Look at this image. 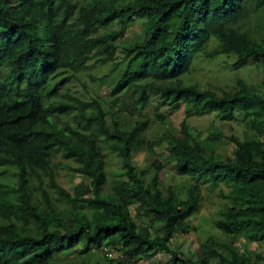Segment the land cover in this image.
I'll return each instance as SVG.
<instances>
[{
    "label": "trees",
    "instance_id": "16d2710c",
    "mask_svg": "<svg viewBox=\"0 0 264 264\" xmlns=\"http://www.w3.org/2000/svg\"><path fill=\"white\" fill-rule=\"evenodd\" d=\"M134 20L142 21V36L118 45ZM203 54L232 55L234 68L259 64L260 89L241 79L221 94L185 84L182 76ZM107 63V75L91 76L112 83L106 102L70 91L72 81L88 91L78 74ZM150 93L185 106L178 134L148 139L149 119L126 116L127 107L144 109ZM210 114L244 124L242 138H229L232 156L217 151L220 133L202 140L191 132L187 118ZM155 118L164 123L160 113ZM159 148L189 180L183 197L161 187L165 165L151 159ZM139 152L146 168L135 165ZM109 155L120 165L110 182ZM57 159L87 180L73 194L56 182ZM2 169L14 173L13 180L0 174V264H92L100 252L101 264L158 253L169 255L163 264H263L262 253L241 252L236 243L264 246V0H0ZM202 189L227 200L213 219L224 239L209 236L188 256L170 241L196 231L188 220ZM137 218L158 227L152 233Z\"/></svg>",
    "mask_w": 264,
    "mask_h": 264
},
{
    "label": "rangeland",
    "instance_id": "374dc122",
    "mask_svg": "<svg viewBox=\"0 0 264 264\" xmlns=\"http://www.w3.org/2000/svg\"><path fill=\"white\" fill-rule=\"evenodd\" d=\"M142 36V21L134 20L130 23L129 28L125 32L124 36L117 41L118 45L126 44L134 40L139 39ZM216 47L215 42L210 41L207 51H211ZM115 62L118 63V69L121 70L125 64L123 55L117 53L115 55ZM235 57L232 55H218L213 58H208L204 54L197 56L192 65L190 72L182 76L185 84H196L202 90H210L217 94H221L225 91H231L236 86L238 79L243 80L247 85L254 86L258 89L261 87V81L263 76V70L259 64L248 62L244 66L234 68ZM112 63L96 64L92 68L78 74L81 81L86 85L88 91H83L82 85L75 81L69 85L70 91L76 95H80L83 99L90 101L92 98L106 102L109 97L110 86L112 83L107 82L105 85L100 84L99 81L91 82V76L95 78H101L107 75L112 67ZM67 74L56 76L58 81L61 77H66ZM129 106L133 105L130 97L125 98ZM121 104L124 103V97H121ZM132 103V104H131ZM185 106L183 104H175L174 107L168 104L167 101H163L159 96L150 93L148 104L142 110H135L133 107H127L125 112L126 116L135 114L133 118H146L149 119L150 124L145 132L148 139H153L162 135L165 131H171L178 134L180 124L185 118ZM160 113L165 117L164 123H160L156 120L155 114ZM191 132L194 135L204 140L212 133H220L216 149L220 154L224 156H232L234 151V144L229 141L232 136L242 138L245 130L244 124L240 122L226 123L220 121L214 114L203 116H192L186 119ZM146 153L139 152L134 162L138 168L147 167L145 162ZM151 159L158 160L164 164L165 167L160 173L161 187L166 192L170 187H174L175 190L184 196V187L189 183L187 178L176 175L174 165L169 161L166 151L163 148L154 149ZM107 167V181L116 179V175L120 174L119 160L113 156L106 158ZM55 179L56 182L63 187L67 192L73 194L74 187L80 182H87L81 175L73 172L69 168L76 167L73 163H68L60 159L55 163ZM13 170L2 169L0 174L3 175L1 179L13 180ZM118 179V178H117ZM48 180V179H47ZM45 180V183H47ZM12 183V182H10ZM50 184L47 183L46 186ZM50 187V186H49ZM110 183L105 185V190H109ZM224 192H227L223 188ZM55 195V194H53ZM227 204V200L223 197L221 191L215 193H209L205 189H202V200L200 208L191 218L189 223L196 228V231H192L187 234H176L170 241V247L178 252L184 253L188 256H194L197 253L198 246L201 242H204L209 236H215L217 239H224L220 235L219 231L213 225V219L216 217L217 212ZM132 214L134 211L131 209ZM139 227H147L151 225L150 231L153 233L154 228L158 227V224L151 223L146 219H135ZM236 245L242 251H249L251 254H263L264 246L261 247L254 243H247L244 239H238ZM103 253H98L92 259V264H101L100 256ZM120 256L117 252L111 253L110 257L117 258ZM169 259V255L164 253H158L150 259H142L135 264H163ZM126 264V263H117ZM264 264V263H263Z\"/></svg>",
    "mask_w": 264,
    "mask_h": 264
}]
</instances>
